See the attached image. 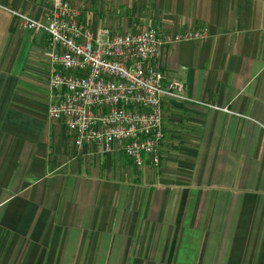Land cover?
<instances>
[{"label": "crops", "instance_id": "1", "mask_svg": "<svg viewBox=\"0 0 264 264\" xmlns=\"http://www.w3.org/2000/svg\"><path fill=\"white\" fill-rule=\"evenodd\" d=\"M53 0H0V264H264V0H70L94 32L158 28L161 162L78 149L48 118Z\"/></svg>", "mask_w": 264, "mask_h": 264}, {"label": "built area", "instance_id": "2", "mask_svg": "<svg viewBox=\"0 0 264 264\" xmlns=\"http://www.w3.org/2000/svg\"><path fill=\"white\" fill-rule=\"evenodd\" d=\"M70 0H53L48 23L14 11L17 27L48 34L44 52L52 69L48 118L65 121L78 149L95 143L129 157L137 167L161 162L163 99L187 102L184 82L165 81L156 66L164 47L203 39L208 30L176 35L158 28L94 32Z\"/></svg>", "mask_w": 264, "mask_h": 264}]
</instances>
